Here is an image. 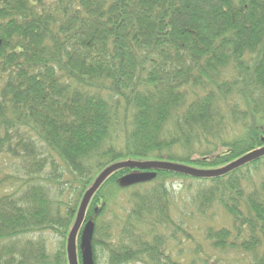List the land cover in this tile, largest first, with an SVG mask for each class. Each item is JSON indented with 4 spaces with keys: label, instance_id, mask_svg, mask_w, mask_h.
Returning <instances> with one entry per match:
<instances>
[{
    "label": "trees",
    "instance_id": "1",
    "mask_svg": "<svg viewBox=\"0 0 264 264\" xmlns=\"http://www.w3.org/2000/svg\"><path fill=\"white\" fill-rule=\"evenodd\" d=\"M263 145L264 0H0V264H68L113 163L215 169ZM136 171L89 200L93 264H264V155L121 183Z\"/></svg>",
    "mask_w": 264,
    "mask_h": 264
},
{
    "label": "water",
    "instance_id": "2",
    "mask_svg": "<svg viewBox=\"0 0 264 264\" xmlns=\"http://www.w3.org/2000/svg\"><path fill=\"white\" fill-rule=\"evenodd\" d=\"M262 155H264V145L240 156L239 158L233 160L232 162L222 167L215 169H197L184 164L159 161V160H153V161L126 160L122 162L113 163L107 166L98 174V176L95 178L91 186L84 192L81 201L79 203L74 223L66 239V257L68 264H79L76 253V237L80 229H81L80 246L82 248L80 255L81 263L93 264L92 250H91L93 224L91 221H86L84 223L85 211L89 203V200L94 194V192L101 185V183L107 178V176L110 175L113 171L121 167L137 168L140 170L124 175L120 179L121 183L123 184H133V183L149 180L155 176V170L157 169L175 171L178 173L188 174L195 177H209V176H217L223 174L235 167H238Z\"/></svg>",
    "mask_w": 264,
    "mask_h": 264
},
{
    "label": "rangeland",
    "instance_id": "3",
    "mask_svg": "<svg viewBox=\"0 0 264 264\" xmlns=\"http://www.w3.org/2000/svg\"><path fill=\"white\" fill-rule=\"evenodd\" d=\"M137 159V161H148V160H153L152 156H137L135 157ZM166 161V160H165ZM181 184V181L179 180H175V182H173L172 186L174 188H179V185ZM118 206H114V208L116 209V211L118 212L119 215L122 214V210L117 208ZM114 216L112 214H110L109 218H113ZM105 220H108V217H105ZM35 235H39V234H35ZM34 235V236H35ZM42 236H44L46 238V242L49 248V251L51 252V254H54L60 247H61V240L62 237L52 231H45L42 234H40ZM103 258H101V262H102ZM128 264H141V263H128Z\"/></svg>",
    "mask_w": 264,
    "mask_h": 264
}]
</instances>
